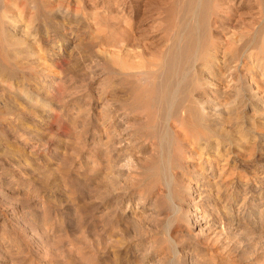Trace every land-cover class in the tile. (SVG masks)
<instances>
[{
	"label": "rangeland",
	"instance_id": "374dc122",
	"mask_svg": "<svg viewBox=\"0 0 264 264\" xmlns=\"http://www.w3.org/2000/svg\"><path fill=\"white\" fill-rule=\"evenodd\" d=\"M39 1L0 0V264H264L256 2L198 29L186 0L177 45L167 0Z\"/></svg>",
	"mask_w": 264,
	"mask_h": 264
},
{
	"label": "bare ground",
	"instance_id": "6f19581e",
	"mask_svg": "<svg viewBox=\"0 0 264 264\" xmlns=\"http://www.w3.org/2000/svg\"><path fill=\"white\" fill-rule=\"evenodd\" d=\"M36 1H37V3L40 4V1H39V0H36ZM46 1H47V0H46ZM50 1H51V0H50ZM185 1H186V0H167V1H166V4L163 3L164 5H166V9H165V10H166V16L164 15V17H165V18H163L164 23H162V24H164L165 27H166V32H167L166 35H167V38H165V40H166V41L168 40V43H169L170 41L174 43V41H175L176 38H177V35H176V34H178L177 32L179 31V29H177V32L175 31V29H176V28H175V25H176V22H177V21H176V17H174L175 15H174V11H173V9L176 10V8L183 7V5L185 4ZM194 1H195V2H194ZM194 1H192V0H190V1L187 0V1H186V4H188V5L190 6L189 8H191V10H192L193 5H195V7H194L195 10H192L191 12L195 11V12H193V14H194V15L196 14V15L198 16L197 18H199V20L197 19V20H198V21H197V24H198L197 27H198V29H203L204 26L206 25V23L209 22V21H211L212 19H214V20H216V21H217V20L219 21L220 19H222L223 16H224V12L226 13V11H224V9H225V8H228V7L232 4V2H233V1H232V2H229V1H231V0H199L198 2H197L196 0H194ZM240 1H242V0H240ZM244 1H245V0H244ZM158 2H160V0H159ZM161 2H162V1H161ZM196 2H197V3H196ZM255 2H256V3H255ZM29 3H30V2H29ZM37 3H36V4H37ZM229 3H231V4H229ZM242 3H243V1L240 2V3L238 4V7H241ZM246 3L248 4V2H246ZM252 3H253V1H252ZM254 3H255V4L261 9V12H262V14H263V15H261V16H263V17H262V18H263L262 21H264V0H254ZM39 4H38V5H39ZM186 4H185V5H186ZM40 5H41V4H40ZM40 5H39V8H40ZM252 5H253V4H252ZM41 6H42V5H41ZM3 7H4V6H3ZM46 7H47V6H46ZM187 7H188V6H187ZM231 7H233V6H231ZM250 7H251V5H250ZM250 7H249V9H250ZM245 8H246V7H245ZM259 8H258V9H259ZM36 9H37V8H36ZM49 9H50V8H49ZM51 9H52V8H51ZM182 9H183V8H182ZM184 9L186 10V8H184ZM184 9H183V10H184ZM258 9H257V10H258ZM37 10H38V9H37ZM39 10H41V9H39ZM185 10H184V12H185L184 17H185V15L187 14V13H186L187 10H186V11H185ZM229 10H230V9H229ZM41 11H42V10H41ZM178 11H179V10H177V12H178ZM180 11H181V10H180ZM188 11H189V9H188ZM231 11H234V10H230L229 13H230ZM252 11H253V9H252ZM259 11H260V10H259ZM4 12H5V10H4ZM191 12L188 13V14L191 15V14H192ZM242 12H243V11H242ZM37 13H38V12H37ZM39 13H40V12H39ZM45 13H46V12H45ZM179 13H180V12H179ZM255 13H256V12H255ZM257 13H258V12H257ZM40 14L43 15L44 12H43V13H40ZM188 14H187V15H188ZM42 15H41V16H42ZM48 15L50 16L51 14H48ZM178 15H179V14H178ZM189 15H188V16H189ZM237 15H238V14H237ZM247 15H248V14H247ZM247 15H246V16H247ZM252 15H253V14H252ZM36 16H37V15H36ZM38 16H39V14H38ZM49 16H44V15H43V17H45V18H48ZM176 16H177V15H176ZM225 16H226V15H225ZM239 16H242V15L240 14ZM249 16H250V15H249ZM255 16H256V15H255ZM181 17H182V16H180V18H181ZM184 17H182V18L184 19ZM186 17H187V16H186ZM186 17H185V18H186ZM228 17H229V16H228ZM12 18H13V17H12ZM15 18H16V17H15ZM33 18H34V17H33ZM50 18H51V17H50ZM50 18H49V19H50ZM177 18H178V17H177ZM190 18H191V17H190ZM190 18H189V19H190ZM226 18H227V17H226ZM229 18H230V17H229ZM232 18H233V17H232ZM240 18H241V17H240ZM251 18H252V16H251ZM251 18H250V19H251ZM253 18H255V17H253ZM253 18H252V19H253ZM37 19H39V17H37ZM187 19H188V17H187ZM187 19H184V20H187ZM192 19L194 20V23H195V22H196V21H195V18L192 17ZM248 19H249V18H248ZM250 19H249V20H250ZM258 19H259V18H257L256 20H258ZM12 20H13V19H12ZM16 20H17V19H16ZM35 20H36V19H35ZM39 20H40V19H39ZM44 20H45V19H44ZM47 20H48V19H47ZM50 20H51V19H50ZM179 20H180V19H179ZM181 20H182V19H181ZM193 20H192V21H193ZM1 21H2V20H1ZM48 21H49V20H48ZM188 21L190 22L191 20H187V22H186V21H185V22L188 24ZM216 21H215V22H216ZM50 22H51V21H50ZM50 22H49V23H50ZM182 22H183V21H182ZM211 22H212V21H211ZM213 22H214V21H213ZM219 22L221 23V21H219ZM251 22H253V21H251ZM0 23H1V22H0ZM2 23H3V21H2ZM2 23H1V24H2ZM37 23H38V22H37ZM39 23H40V22H39ZM43 23H44V22H43ZM43 23H42V21H41V24H43ZM46 23H47V22L45 21L44 24H46ZM186 23H185V25L187 26V27H186L187 29H185L184 31H186V30L188 31V30H189L188 32L186 31L185 33L190 34V32L192 31V30L190 29L191 27L188 29V25H189V24L187 25ZM242 23H243V22H242ZM254 23H255L254 26H256L257 24H256V22H255V19H254L253 24H254ZM258 23H259V20H258ZM260 23H261V21H260ZM1 24H0V29H2L1 26L3 27V24H2V25H1ZM33 24H34V23H33ZM50 24H51V23H50ZM215 24H217V23H215ZM261 24H263V23H261ZM30 25H31V24H30ZM52 25H53V24H52ZM183 25H184V24H183ZM258 25H259V24H258ZM258 25H257V26H258ZM40 26H41V25H40ZM176 26H177V25H176ZM181 26H182V25H181ZM208 26H209V25H208ZM237 26H240V23H239V25H238V23H237ZM241 26H242V24H241ZM241 26H240V28H241ZM244 26H246V25H244ZM254 26H253V27H254ZM259 26H260V25H259ZM259 26H258V27H259ZM45 27H46V26H45ZM163 27H164V26H163ZM178 27H180V24H179ZM206 27H207V26H206ZM206 27H205V28H206ZM235 27H236V26H235ZM246 27H247V28H251V27H248V26H246ZM246 27H243V28H246ZM47 28H48V30H50V29H51V26L48 25ZM49 28H50V29H49ZM53 28H54V26H53ZM217 28H218V27H217ZM237 28H239V27H237ZM255 28H256V29H254L255 31L258 30L257 27H255ZM35 29H36V30H39L40 28H39L38 26H36V27L34 28V31H36ZM55 29H56V28H55ZM163 29H164V28H163ZM209 29H211V26H210ZM224 29H225V28H224ZM251 29H252V28H251ZM251 29H250V30H251ZM261 29H262V28H261ZM45 30H46V29H45ZM190 30H191V31H190ZM214 30H215V29H214ZM252 30H253V29H252ZM263 30H264V28H263ZM1 31H3V30H1ZM8 31H9V30H8ZM26 31H27V30H26ZM46 31H47V30H46ZM199 31H200V30H199ZM211 31H212V29H211ZM245 31H246V30H245ZM255 31H253V32H255ZM164 32H165V31H164ZM182 32H183V31H182ZM197 32H198V31H197ZM197 32L195 31V33H197ZM206 32H208V31H206ZM243 32H244V30H243ZM253 32H250V34L252 35ZM258 32H259V31H258ZM258 32H255V33L257 34ZM2 33H3V32H2ZM175 33H176V34H175ZM191 33H192V32H191ZM200 33H201V32H200ZM217 33H218V32H217ZM246 33H247V31H246ZM246 33H245V34H246ZM248 33H249V32H248ZM9 34H10V33H8V35H9ZM11 34H12V33H11ZM11 34H10V35H11ZM198 34H199V32H198ZM233 34H234V33H233ZM236 34H237V33H236ZM238 34H239V33H238ZM250 34H249V36H250ZM0 35H2V34L0 33ZM10 35H9V36H10ZM180 35H182V37H180ZM180 35L178 36V37H179V40H180V38L183 39V33L180 34ZM241 35H242V34H241ZM241 35H240V37H242V36L245 37L244 34H243L242 36H241ZM189 36H190V35H189ZM207 36H208V35H207ZM216 36H218V34H217ZM222 36H223V35H222ZM256 36H257V35H255V37H256ZM2 37H3V35H2ZM6 37H7V36H6ZM165 37H166V36H165ZM192 37H193V36H192ZM204 37H205V36H204ZM209 37H210V36H209ZM218 37L220 38V36H218ZM218 37H216V38L218 39ZM230 37H231V36H230ZM250 37L253 38V36H250ZM262 37H263V36H262ZM262 37H261V40H262ZM0 38H1V36H0ZM7 38H8V37H7ZM12 38H13V35H12ZM206 38H208V37H206ZM211 38H212V37H211ZM211 38H208V40H206V41L210 42L209 39H211ZM213 38H214V37H213ZM213 38H212L211 40H213ZM248 38H249V37H248ZM248 38H245V39H248ZM256 38H257V37H256ZM3 39H4V38H3ZM3 39H1V40H3ZM187 39H188V38H187ZM193 39H194V38H193ZM204 39H205V38H204ZM222 39H223V38H222ZM227 39H228V40H227ZM227 39H226V40L229 41V38H227ZM232 39H233V38H232ZM240 39H241V38H240ZM242 39H244V38L242 37ZM263 39H264V38H263ZM179 40H176V41H179ZM201 40H202V39H201ZM219 40H221V39H219ZM235 40H236V39H235ZM251 40H253V39H251ZM259 40H260V39H259ZM176 41H175V42H176ZM198 41H200V39H198ZM202 41H203V43H201ZM202 41L199 42V43H201V44H200V45H201L200 47L202 48L201 51H203L204 48L206 47V46H205L206 44H204V40H202ZM213 41H214V40H213ZM221 41H222V40H221ZM244 41H245V42H244ZM244 41H242V42H243V47H246V45L249 44L248 42L250 41V39H249L248 42H247L246 40H244ZM253 41H254V40H253ZM1 42L3 43V41H0V44H1ZM171 42H170V43H171ZM208 42H207V45H210ZM263 42H264V41H263ZM170 43H169V44H170ZM178 43H179V42H178ZM180 43H181V41H180ZM199 43H198V44H199ZM210 43H211V42H210ZM212 43H213V42H212ZM216 43H217V41L215 40V43L213 44V48H214V49H217V48H218V46H215ZM239 43L241 44V42H239ZM251 43H252V42H251ZM259 43H261V42H259ZM259 43H257V44H259ZM5 44H7V43H5ZM5 44H4V45H5ZM166 44H167V42H166ZM169 44H167V45H169ZM174 44H175V43H174ZM176 44H177V42H176ZM196 44H197V43H196ZM202 44H204V46H203ZM223 44H224V42H223ZM231 44H232V41H231ZM233 44H234V42H233ZM244 44H245V45H244ZM1 45H2V47L4 46L3 44H1ZM1 45H0V46H1ZM177 45H178V44H177ZM217 45H218V44H217ZM225 45H226V44H224V46H225ZM235 45H236V44H235ZM235 45H234V46H235ZM249 45H250V44H249ZM249 45H248V46H249ZM251 45H253V44H251ZM255 45H256V44H255ZM170 46H171V45H170ZM170 46H169V49H171ZM202 46H203L204 48H203ZM211 46H212V45H211ZM231 46L233 47V45H231ZM236 46H237V45H236ZM241 46H242V45H241ZM241 46H238V47L243 48V47H241ZM256 46L258 47V45H256ZM256 46H255V47H256ZM167 47H168V46H167ZM167 47H166V48H167ZM173 47H176V46L173 45ZM189 47H191V46H189ZM192 47H193V46H192ZM208 47H210V46H207V49H208ZM227 47H228V46H227ZM250 47H251V46H250ZM259 47H264V44H263V46L259 44ZM182 48H183V47H182ZM197 48H198V47H197ZM169 49H166V50H169ZM184 49H185V51H186V48H184ZM174 50H175V49H174ZM177 50H178V49H177ZM177 50H176V51H177ZM179 50H180L179 52H181L182 49H179ZM187 50H188V49H187ZM193 50H194V49H193ZM196 50H198V49H196ZM219 50H220V49H219ZM243 50H244V49H243ZM172 51H173V50H172ZM188 51H189V50H188ZM188 51H186V52L188 53ZM201 51H200V48H199L198 52H201ZM210 51H211V50H210ZM212 51H213V49H212ZM212 51H211V52H212ZM215 51H216V50H215ZM220 51H221V50H220ZM234 51H235V50H234ZM238 51H239V50H238ZM245 51H246V49H245ZM163 52H164V50H163ZM163 52H162V53H163ZM182 52H183V51H182ZM186 52H185V53H186ZM203 52L205 53V52H206V49H205ZM211 52H207V53H209V55H208L209 57H207V56H205V57H206L210 62L213 63L212 67H216V66H217V63H218L217 59H218L220 56H219L218 58H216L214 55H211ZM246 52H247V51H246ZM18 53H19V52H18ZM173 53H175V52L173 51ZM185 53H184V54H185ZM196 53H197V52H196ZM196 53H195V54H196ZM207 53H205V54H207ZM244 53H245V52H244ZM165 54L167 55V53H165ZM175 54H176V53H175ZM212 54H214V53H212ZM237 54H238V52H237ZM168 55H169V54H168ZM172 55L175 56L174 54H171L170 56H172ZM200 55H201V54H200ZM203 55H204V54H203ZM203 55H201V56L203 57ZM217 55H218V54H217ZM241 56H242V55H241ZM191 57H192V56H191ZM202 57H201V58H202ZM224 59H225V58H224ZM28 60H29V59H28ZM200 60H201V59H200ZM208 60H207V61H208ZM218 60H219V59H218ZM229 60H230V59H229ZM33 61H34V60H33ZM166 61H167V60H166ZM197 61H198V60H197ZM205 61H206V60H205ZM219 61H220V60H219ZM240 61H241V60H240ZM200 62H201V61H200ZM202 62H203V61H202ZM210 62H208V64H209ZM222 62H224V61H222ZM164 63H165V62H164ZM166 63H167V62H166ZM166 63H165V64H166ZM224 64H225V63H224ZM159 65H160V64H159ZM200 65H201V64H200ZM200 65H199V66H200ZM27 66H28V65H27ZM196 66H197V65H196ZM199 66H198V67H199ZM9 67H10V66H9ZM13 67H14V66H13ZM198 67H197V68H198ZM15 68H16V67H15ZM194 68H195V67H194ZM16 69H17V68H16ZM16 69H15V70H16ZM24 69H26V68H24ZM27 69H28V68H27ZM190 69H191V68H190ZM198 69H199V68H198ZM12 70H13V69H12ZM28 70H29V69H28ZM199 70H200V69H199ZM26 71H27V70H26ZM29 71H30V70H29ZM201 71H203V70H201ZM153 72H155V71H153ZM153 72H152V73H153ZM194 72H198V71L195 70ZM212 72H213L212 70H211L210 72H208V73H203V72H201L202 74L199 72V73H200V74H199V77H200V75H201V76H203V77L205 76V77L208 78V77L211 76V73H212ZM7 73H8V72H7ZM7 73H6V74H7ZM18 73H19V72H18ZM21 73H22V72H21ZM26 73H28V71H27ZM30 73H32V72L30 71ZM155 73L157 74V72H155ZM22 74H23V73H22ZM22 74H21V75H22ZM18 75H19V74H18ZM150 75H151V74H150ZM159 75H160V74H159ZM170 75H171V74H170ZM193 75H198V74H193ZM8 76H9V74H8ZM22 76L24 77V76H26V74H25V75L23 74ZM22 76L19 75V76L17 77V76H15V74L12 73V75H10L9 77H7V81H8V80H10V81H11V80H15V81H14L15 83H17V82L19 83V82H20L19 80L21 79ZM28 76H29V75H28ZM31 76H32V75H31ZM26 77H27V76H26ZM29 77H30V76H29ZM29 77H27V78H29ZM193 77H194V76H193ZM199 77H196V79L199 78ZM203 77H200V79H197V80L200 81V80H202ZM211 77H212V76H211ZM24 78H25V77H24ZM24 78H23V79H24ZM23 79L21 80L22 82L24 81ZM25 79H26V78H25ZM30 79L32 80V77H31ZM208 79H209V78H208ZM208 79H207L206 82H208ZM212 79H213V78H212ZM27 80H28V79H27ZM205 80H206V79H205ZM170 81H171V80H170ZM210 81H211V79H210ZM210 81H209V82H210ZM212 81H213V80H212ZM212 81H211V83H213ZM157 82H158V81H157ZM202 82H203V81H202ZM202 82H200L199 84H201ZM206 82H205V83H206ZM214 84H215V83H214ZM201 86H202V84H201ZM203 86H204V84H203ZM135 88H136V87H135ZM133 89H134V88H133ZM133 89H132L130 92H131V94H133L134 98L136 99V97H138V94H136L135 91L138 92V91H141V90H140V89H138V90L136 89V90L133 91ZM14 91H15V90H14ZM127 91H128V90H127ZM204 91H205V90H204ZM206 91H207V90H206ZM27 92H28V91H27ZM174 93H175V92H174ZM27 94H28V93H27ZM16 95H17V94H16ZM206 95H207V94H206ZM208 95H209V94H208ZM34 96H35V95H34ZM197 97H198V96H197ZM209 97H210V96H209ZM30 98H31V97H30ZM140 98H142V99H140V100L142 101V100H143V97L141 96V94H140ZM189 98H190V97H189ZM191 98H192V97H191ZM191 98L189 99L190 101H191ZM198 98H199V97H198ZM206 98H208V97H206ZM15 99H16V98H15ZM203 99H204V98H203ZM140 100H139V101H140ZM147 100H148V99H147ZM193 100H194V99H193ZM195 100H196V98H195ZM195 100H194L193 102H194V104L196 105L197 102H196ZM205 100H206V99H204V101H205ZM207 100H208V99H207ZM133 101H134V100H133ZM150 101H152L151 98H150ZM167 101H168V100H167ZM190 101H187V102L189 103ZM202 101H203V100H202ZM210 101H211V100H210ZM31 102H32V101H31ZM142 102H143V101H142ZM144 102H145V101H144ZM170 102H171V101H170ZM187 102H186V103H187ZM205 102H206V101H205ZM207 102H208V101H207ZM134 103L137 104L136 100L134 101ZM134 103H133V105H134V107H135V104H134ZM139 103H140V102H139ZM139 103H138L137 105H140ZM146 103H148V104H145V103H143V104H144L145 106H146V105L149 106V102L146 101ZM191 103H192V101L190 102V104H188V106L191 105ZM209 103H210V102H209ZM209 103H207V104H209ZM143 104H142V105H143ZM152 104H153V101H152ZM180 104H182V103H180ZM198 104H199V103H198ZM204 104H205V103H204ZM129 105L131 106V104H129ZM142 105H141V107H140V106H139V107H140V108L145 107V106H142ZM174 105H175V104H174ZM192 105H193V103H192ZM130 106H129V108H130ZM185 106H187V104L185 105V103H184V107H185ZM188 106H187V108H188ZM197 106H199V105H197ZM214 106H215V105H214ZM132 107H133V106H132ZM139 107H138V108H139ZM181 107H182V106H181ZM189 107H191V106H189ZM192 107H193V106H192ZM192 107H191V108H188V109H192ZM194 108H195V107H194ZM194 108H193V109H194ZM200 108H201V107H200ZM200 108H196V109L198 110V109H200ZM130 109H131V108H130ZM145 109H146V108H145ZM184 109H185V108H184ZM204 109H205V107H204ZM209 109H210V108H209ZM211 109H212V110H215L214 107L212 108V106H211ZM197 110H193V111H192V110H188V111H189V112L192 111L191 114L194 112L195 114H192V115H196ZM216 110H217V109H216ZM164 111H165V110H164ZM185 111H186V110H185ZM195 111H196V112H195ZM198 111H199V110H198ZM207 111H208V110H207ZM186 112H187V111H186ZM199 112H201V111H199ZM151 113H152V112H150V114H151ZM161 113H162V111H161ZM179 113H180V112H179ZM201 113H202V112H201ZM201 113H200V114H201ZM146 114L149 115V116L152 115V117H155V116H153V114L150 115L149 112L146 113ZM184 114H185V113H184ZM184 114H183V115H184ZM187 114H188V116H189V113H187ZM191 114H190V115H191ZM202 114H203V113H202ZM177 115H178V113H177ZM149 116H148L147 118H149ZM204 116H205V115H204ZM186 117H187V116H186ZM186 117H185V118H186ZM191 117H192V116H191ZM193 117H195V116H193ZM197 117H198V116H197ZM197 117L195 118L196 121H198V119H199V117H198V118H197ZM200 117H202V115H201ZM202 118H203V117H202ZM155 119H156V118H155ZM175 119H177V116H176ZM187 119H188V118H187ZM193 119H194V118H191L192 121H193ZM200 119H201V118H200ZM147 120L149 121L150 118L147 119ZM184 120H185V119H184ZM191 120L189 119V123H191V122H190ZM201 120H202V119H201ZM148 121H147V122H148ZM153 121H154V118H153L152 121L150 120L151 123H152ZM186 121H187V120H186ZM147 122H146V123H147ZM194 122H195V120L192 122V124H193ZM199 122H200V121H199ZM202 122H203V121H202ZM204 122H205V121H204ZM195 123H196V124H200V123H197V122H195ZM195 123H194V124H195ZM152 124H153V123H152ZM194 124H193V125H194ZM196 124H195V125H196ZM186 125H187V124H186ZM188 125H189V124H188ZM195 125H194V126H195ZM200 125H201V124H200ZM147 126H148V125H147ZM149 126H150V125H149ZM194 126H193V129L196 127V126H195V127H194ZM187 127H188V126H187ZM191 127H192V125H191ZM198 127H199V126H198ZM198 127H197V128H198ZM214 127H215V126H214ZM214 127H213L212 129H214ZM189 128H190V127H189ZM190 129H191V128H190ZM176 130H177V129H176ZM196 130H197V129H196ZM217 130H218V129H217ZM225 130H226V129H225ZM195 132H196V131H195ZM211 132H212V130H211ZM222 132H223V131H222ZM197 133H199V132H197ZM203 133H204V132H203ZM158 135H159V134H158ZM192 135H193V131H192ZM196 135H198L197 137H200V136H201V133H200V136H199V134H196ZM148 136H150V135H148ZM193 136H194V137H193V138H194V141H196L197 138L195 137V135H193ZM148 138H149V137H148ZM195 138H196V139H195ZM202 138H205V135H204V137L201 136V139H202ZM201 139H200V141H201ZM197 140H198V139H197ZM206 140H208V139L206 138ZM219 141H220V140H219ZM196 142H199V141H196ZM209 142H210V141H209ZM171 144H172V143H171ZM112 150H113V149H112ZM198 151H199V150H198ZM157 152H158V151H157ZM106 166H107V165H106ZM106 166H105V167H106ZM105 167H104V169H105ZM103 171H104V170H103ZM105 172H106V171H105ZM103 173H104V172H103Z\"/></svg>",
	"mask_w": 264,
	"mask_h": 264
}]
</instances>
